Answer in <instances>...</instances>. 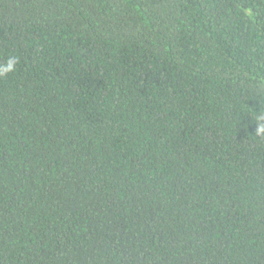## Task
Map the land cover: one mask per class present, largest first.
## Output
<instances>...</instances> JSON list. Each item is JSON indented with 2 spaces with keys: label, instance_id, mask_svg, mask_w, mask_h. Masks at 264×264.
Segmentation results:
<instances>
[{
  "label": "trees",
  "instance_id": "1",
  "mask_svg": "<svg viewBox=\"0 0 264 264\" xmlns=\"http://www.w3.org/2000/svg\"><path fill=\"white\" fill-rule=\"evenodd\" d=\"M0 264H264V0H0Z\"/></svg>",
  "mask_w": 264,
  "mask_h": 264
},
{
  "label": "clouds",
  "instance_id": "2",
  "mask_svg": "<svg viewBox=\"0 0 264 264\" xmlns=\"http://www.w3.org/2000/svg\"><path fill=\"white\" fill-rule=\"evenodd\" d=\"M19 59L15 55H10L3 64H0V79L6 78L9 74L15 73ZM256 135H264V113L256 116Z\"/></svg>",
  "mask_w": 264,
  "mask_h": 264
}]
</instances>
